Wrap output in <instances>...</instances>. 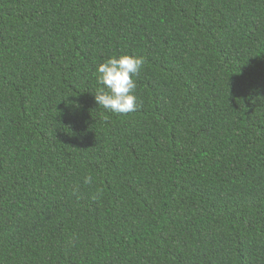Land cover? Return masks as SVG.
Returning <instances> with one entry per match:
<instances>
[{"label":"trees","instance_id":"obj_1","mask_svg":"<svg viewBox=\"0 0 264 264\" xmlns=\"http://www.w3.org/2000/svg\"><path fill=\"white\" fill-rule=\"evenodd\" d=\"M0 264H264V0H0Z\"/></svg>","mask_w":264,"mask_h":264},{"label":"clouds","instance_id":"obj_2","mask_svg":"<svg viewBox=\"0 0 264 264\" xmlns=\"http://www.w3.org/2000/svg\"><path fill=\"white\" fill-rule=\"evenodd\" d=\"M144 65L142 57L120 55L109 57L97 65L98 83L94 99L97 105L114 113L127 114L137 110L138 98L134 94L137 88L135 76ZM93 182V177L84 178V183ZM76 193V190H73Z\"/></svg>","mask_w":264,"mask_h":264}]
</instances>
